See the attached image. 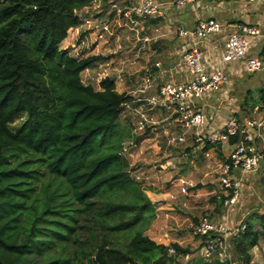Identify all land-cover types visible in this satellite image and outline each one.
Segmentation results:
<instances>
[{"label": "trees", "instance_id": "16d2710c", "mask_svg": "<svg viewBox=\"0 0 264 264\" xmlns=\"http://www.w3.org/2000/svg\"><path fill=\"white\" fill-rule=\"evenodd\" d=\"M92 1L0 0V264H179L189 252L145 233L154 206L124 156L140 138L119 121L130 97L107 77L84 84L101 58L59 47ZM237 236L248 264L264 234Z\"/></svg>", "mask_w": 264, "mask_h": 264}, {"label": "crops", "instance_id": "0c3cea01", "mask_svg": "<svg viewBox=\"0 0 264 264\" xmlns=\"http://www.w3.org/2000/svg\"><path fill=\"white\" fill-rule=\"evenodd\" d=\"M112 1L124 3L135 0H93L77 12L80 24L69 31L60 47L76 58L99 56L101 59L82 72V82L99 89L100 80L110 78L115 90L129 96L132 106L145 113L148 122L143 131L136 129L138 116L132 111L123 110L119 117L121 123L132 126L133 137L140 138L137 142L132 139L126 141L124 156L129 165L135 168L132 176L144 186L156 218L161 219L157 229L167 233L174 226L171 220L167 222L169 215L185 209L177 201L170 202L167 198L169 193L178 190L179 179L186 181L189 192L199 197L215 195L218 198L223 195L218 181L219 167L229 155L233 143L229 140L211 145L205 138L196 140L191 134H186L184 142L168 144L169 138L180 135L174 116L169 110L147 104L146 100L156 96L165 82L182 84L190 79L180 57L188 47L195 45L203 52L206 69L223 71L229 79L220 90L194 100V106L205 113L208 127L218 131L230 118H235L242 125L248 120L264 122V71L247 73L241 62L221 61L224 40L228 34L237 31L238 24L259 28L260 35L252 40L249 52L254 56L263 54L264 0H197L181 10L173 7L175 0H156L160 4L161 14L141 18L133 16L134 24L114 15L110 10ZM207 17L222 23L220 33L202 41L178 36V29L190 30L199 19ZM104 21L113 24L112 32L97 39L95 25ZM78 47V52H73ZM145 81H149L148 87H145ZM254 134L256 146L261 147L264 144V130ZM234 174L239 175L238 172ZM187 200L186 209L195 218L194 224L204 215L214 222L226 220L229 256L232 264H240L235 248L238 236L232 233L233 228L243 221L253 231L264 234L261 224L264 214V165L261 164L258 171L243 178L241 195L228 210L223 206L216 208L211 199L204 206H198V199L193 197L188 196ZM252 214L256 215L253 224L247 221ZM146 235L159 244H170L150 231ZM194 236L198 242L185 238L172 242L189 251L186 254L188 259L183 256L179 258L183 260L182 263L203 260L215 264L219 259L224 264L218 254L205 259L201 255V239ZM248 254V264H264V238L259 239Z\"/></svg>", "mask_w": 264, "mask_h": 264}, {"label": "built area", "instance_id": "2783aa9c", "mask_svg": "<svg viewBox=\"0 0 264 264\" xmlns=\"http://www.w3.org/2000/svg\"><path fill=\"white\" fill-rule=\"evenodd\" d=\"M196 1L175 0L172 5L175 9L181 10L187 4H193ZM110 10L116 17L130 20L133 24L135 23L133 16L141 18L161 14L160 4L156 0H135L124 3L112 1ZM222 26V23L215 18L207 17L199 19L194 28L190 30L178 29L177 34L180 37L202 41L220 33ZM112 27L113 24L109 21L95 25L98 31L97 39H102L105 33L110 34ZM236 28L237 31L228 34L224 40L221 61L223 63L241 62L247 73L264 71V52L260 56L251 55L249 52L252 40L260 35L259 28L246 24H238ZM144 40L147 39L144 38ZM180 61L187 70L190 79L182 84L165 82L159 87L157 95L146 101L151 106L164 108L173 114L180 135L169 138L168 144L184 142L186 134H191L196 140L205 138L211 145L227 143L231 137H236V141L227 158L221 163L218 173L219 185L225 196L223 207L228 210L237 203L241 195L243 178L258 171L261 167V160H264V144L257 147L254 140V132L259 134L264 130V122L248 120L242 125L235 118H230L222 124L220 130L213 131L208 127L207 118L202 109L194 106V100L220 90L229 81L228 75L219 70L208 71L203 63V52L195 45L182 52ZM144 85L148 87L149 81H145ZM131 102H124L123 110L132 111L138 116L136 129L143 131L148 119L145 113L138 107L132 106ZM235 172H238L239 175H235ZM178 181V190L169 193L167 198L170 202L177 201L182 208L186 209L188 196L195 199H198L199 196L189 192V184L186 181L182 179ZM262 218L264 219V214ZM246 227L247 224L240 221L233 228L232 233L243 232ZM228 231L226 220L214 222L208 215L202 216L197 223L192 225V233L201 239V255L209 260L214 254H218L223 258L224 264H232L226 244ZM174 252V248L170 247L169 253L173 255ZM183 258L188 259V255H184Z\"/></svg>", "mask_w": 264, "mask_h": 264}, {"label": "rangeland", "instance_id": "374dc122", "mask_svg": "<svg viewBox=\"0 0 264 264\" xmlns=\"http://www.w3.org/2000/svg\"><path fill=\"white\" fill-rule=\"evenodd\" d=\"M60 47V45H59ZM61 49H63L62 47H60ZM80 47H78L77 49L73 50V52H78V49ZM81 80H82V73H81ZM20 121V119L16 120L15 123H18ZM134 177V176H133ZM223 192V191H221ZM212 197L215 195H211ZM210 197V195H201V197L198 198V206H204L206 205L209 200L212 198ZM217 197V196H215ZM203 210V209H202ZM204 211V210H203ZM174 214H170L167 218V222L169 219V222L171 220V223L174 224V226H172V229L170 231H168L167 233H163L162 231H159L157 229V227L160 226V224H158L159 220H161L160 218H156L151 222V224L149 225V227L145 230V233L147 232H152V234H154L155 237L159 238V239H163L162 241H165L167 243H170L167 246H170L171 244H173L172 242H174V240H177L178 238H185V239H189V241H196L197 237H195L194 235H192V225L194 224V217L187 212V209H181L180 211L177 212H173ZM208 213V212H207ZM206 214V211H205ZM259 214V212H258ZM162 220H164V217L162 218ZM247 221L251 224L255 223L256 221V215L252 214L248 217ZM198 242V240H197ZM182 261L179 260V264H181Z\"/></svg>", "mask_w": 264, "mask_h": 264}, {"label": "water", "instance_id": "95a60500", "mask_svg": "<svg viewBox=\"0 0 264 264\" xmlns=\"http://www.w3.org/2000/svg\"><path fill=\"white\" fill-rule=\"evenodd\" d=\"M261 164H263V165H264V160H263V159L261 160Z\"/></svg>", "mask_w": 264, "mask_h": 264}]
</instances>
